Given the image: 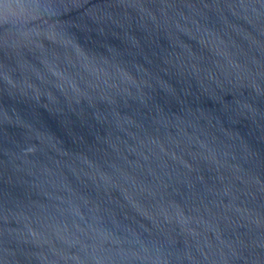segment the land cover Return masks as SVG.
Wrapping results in <instances>:
<instances>
[{
	"label": "water",
	"instance_id": "1",
	"mask_svg": "<svg viewBox=\"0 0 264 264\" xmlns=\"http://www.w3.org/2000/svg\"><path fill=\"white\" fill-rule=\"evenodd\" d=\"M0 264H264V0H0Z\"/></svg>",
	"mask_w": 264,
	"mask_h": 264
}]
</instances>
